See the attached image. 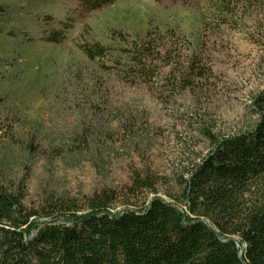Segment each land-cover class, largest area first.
Here are the masks:
<instances>
[{
	"label": "rangeland",
	"instance_id": "rangeland-1",
	"mask_svg": "<svg viewBox=\"0 0 264 264\" xmlns=\"http://www.w3.org/2000/svg\"><path fill=\"white\" fill-rule=\"evenodd\" d=\"M260 1L242 9L238 24L217 26L207 0H114L96 9L0 0V187L30 209L59 201L84 211L102 191L113 212L153 197L180 202L183 180L211 149L207 132L229 137L258 121ZM202 14L210 25L201 27ZM196 33L211 72L184 87L187 74L177 81L170 72ZM160 35L171 56L152 59V78L135 74L128 55ZM96 45L103 53L88 58ZM251 194H264V176Z\"/></svg>",
	"mask_w": 264,
	"mask_h": 264
},
{
	"label": "trees",
	"instance_id": "trees-1",
	"mask_svg": "<svg viewBox=\"0 0 264 264\" xmlns=\"http://www.w3.org/2000/svg\"><path fill=\"white\" fill-rule=\"evenodd\" d=\"M78 1L96 9L114 0ZM252 1L262 2L207 0L208 17L217 26L238 24ZM210 23L202 14L201 27ZM194 35L177 52L182 66L170 72L177 81L187 74L184 87L211 72L202 35ZM159 38L157 44L144 39L128 55L135 74L152 78V59L171 56L164 35ZM102 53L98 45L85 50L90 59ZM253 104L258 121L249 131L219 139L207 132L211 149L183 180L178 203L153 197L113 212L112 194L102 191L86 198L84 211L59 201L30 209L0 187V264H264V194H251L264 176V91Z\"/></svg>",
	"mask_w": 264,
	"mask_h": 264
}]
</instances>
